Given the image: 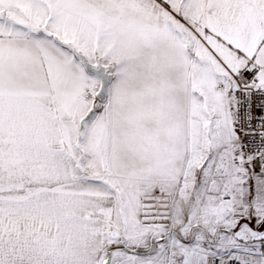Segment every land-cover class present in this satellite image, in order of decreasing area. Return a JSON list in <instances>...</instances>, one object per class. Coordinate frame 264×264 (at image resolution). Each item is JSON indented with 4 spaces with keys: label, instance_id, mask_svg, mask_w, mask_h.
<instances>
[{
    "label": "snow or ice",
    "instance_id": "snow-or-ice-1",
    "mask_svg": "<svg viewBox=\"0 0 264 264\" xmlns=\"http://www.w3.org/2000/svg\"><path fill=\"white\" fill-rule=\"evenodd\" d=\"M0 264H264V0H0Z\"/></svg>",
    "mask_w": 264,
    "mask_h": 264
}]
</instances>
